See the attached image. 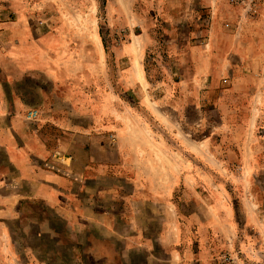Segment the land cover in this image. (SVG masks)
Here are the masks:
<instances>
[{
    "label": "rangeland",
    "instance_id": "rangeland-1",
    "mask_svg": "<svg viewBox=\"0 0 264 264\" xmlns=\"http://www.w3.org/2000/svg\"><path fill=\"white\" fill-rule=\"evenodd\" d=\"M224 2L248 16L264 17V0L247 8ZM173 3L177 0H9L0 1V20H11L13 31L22 20L39 36L64 26L74 33L66 45L75 48L76 64L84 61L87 47V89L74 86L61 94L106 98L104 114L111 125L94 137L111 150L131 147L125 159L153 181L148 185L156 197L154 229L150 218V230L143 233L150 252L143 247L127 251L134 264H146L147 254L155 257L151 264H264V71L257 80L241 79L257 72L247 70L235 79L226 73L214 83L205 80L204 86L183 84L168 34L182 38L195 29L196 19L204 18V25L209 19L203 13L207 6L193 21L195 12L185 16ZM223 25L230 28L228 22ZM9 42L15 44L0 35L1 79L9 75L7 68L15 69L4 54ZM137 61L139 83L133 81ZM14 82L13 91L36 98L27 79L24 85ZM41 82L51 98L54 87ZM141 98L150 99L147 107L138 103ZM16 233L13 239L25 245L13 250L18 259L12 264H87L83 240L73 251L49 237ZM72 251L75 263L66 261Z\"/></svg>",
    "mask_w": 264,
    "mask_h": 264
},
{
    "label": "crops",
    "instance_id": "crops-1",
    "mask_svg": "<svg viewBox=\"0 0 264 264\" xmlns=\"http://www.w3.org/2000/svg\"><path fill=\"white\" fill-rule=\"evenodd\" d=\"M171 5L179 6L185 16L195 12L193 21L207 6L203 13L209 19L208 25L204 18L196 19L195 29H187L182 38L175 37L174 31L168 34L172 43L168 49L178 56L175 64L183 84L192 86L193 81L194 86H204L205 80L214 83L226 73L235 79L247 70L257 72L243 73L241 79L262 76L263 16H248L224 0H177ZM225 22L230 28L224 27ZM20 23L13 31L11 20H0V35L16 44L7 43L4 52L15 69L7 68L9 75L0 78V264L17 261L13 250L25 245L13 239L16 231L31 232L38 239L49 237L73 251L83 240L87 264L138 263L127 251L143 247L150 252L149 236L143 233L150 230V218L154 229L156 197L148 185L153 181L140 174L137 163L125 159L131 147L120 144L111 150L94 137L111 125L104 114L106 98L61 94L74 86L87 89V47L82 52L84 61L76 64L75 48L66 45L73 32L59 26L39 36L23 27L24 21ZM178 39L184 40L176 43ZM26 79L36 98L12 90L14 80L24 85ZM133 79L140 82L136 75ZM42 80L54 87L51 98L41 89ZM141 99L138 103L143 106L150 103ZM31 111L37 112L35 118L29 117ZM165 221H161L163 231ZM73 251L67 262H76ZM154 259L147 254L143 261L151 264Z\"/></svg>",
    "mask_w": 264,
    "mask_h": 264
},
{
    "label": "built area",
    "instance_id": "built-area-1",
    "mask_svg": "<svg viewBox=\"0 0 264 264\" xmlns=\"http://www.w3.org/2000/svg\"><path fill=\"white\" fill-rule=\"evenodd\" d=\"M1 2H8L9 0H0ZM257 0H228L229 4L231 5H234V6H245L246 8L247 7H250L251 3L254 5L255 2ZM37 115V112L36 111H31V113L29 114V117L31 118H35Z\"/></svg>",
    "mask_w": 264,
    "mask_h": 264
},
{
    "label": "bare ground",
    "instance_id": "bare-ground-1",
    "mask_svg": "<svg viewBox=\"0 0 264 264\" xmlns=\"http://www.w3.org/2000/svg\"><path fill=\"white\" fill-rule=\"evenodd\" d=\"M136 71H137V76L136 78L138 77V79H141V73L139 72L140 71V68H139V64H138V61L136 62ZM142 83V82H141Z\"/></svg>",
    "mask_w": 264,
    "mask_h": 264
}]
</instances>
